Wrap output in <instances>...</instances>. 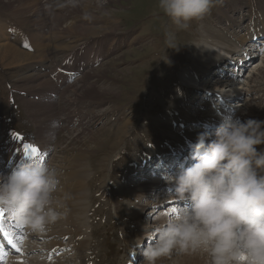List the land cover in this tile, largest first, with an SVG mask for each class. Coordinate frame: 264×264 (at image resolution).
<instances>
[{"label":"rangeland","instance_id":"rangeland-1","mask_svg":"<svg viewBox=\"0 0 264 264\" xmlns=\"http://www.w3.org/2000/svg\"><path fill=\"white\" fill-rule=\"evenodd\" d=\"M35 1V7H26L20 15L16 14L19 9L16 2L12 6L8 0L0 2V30L2 26L5 29L0 31V43L7 42L33 56H42L34 62L10 68L0 65V155L18 162L22 156H28L24 144L37 146L40 149L38 156L46 155V160L57 168L61 180L59 192H67L71 198L67 201L66 217L50 226L49 231L57 232L47 238L52 240H42L39 235L28 236L30 244L26 249H30L32 260L29 264L51 263L45 258L46 251L40 259L39 252L32 250L34 247L43 250L46 244L56 246V249L60 248L59 244L64 245L60 253L62 260L53 264H81L80 257H86L82 264H141L142 251L136 248V240L144 236L146 226L153 221L147 215L148 209L142 211L138 202L143 196L154 193L149 188L151 181L163 180L165 183L166 180L160 177L163 169L154 176L157 164L151 163L149 172L137 171L133 165L137 166L138 162L139 166L141 157L155 153L153 147L161 139L177 145V149L196 139L200 132L192 128L202 124L194 123L185 114L180 115L181 119H175L181 100L195 117H213L218 116L216 111L219 109L231 110L217 101L214 94L207 96L202 89L198 90L200 93H192L190 99H183L191 89L185 82L186 74L188 70L197 69V48L204 43L201 35L204 27L228 24L232 30L241 21V26L236 28V39L241 47L245 45V51L252 50L253 58L239 67L241 76L235 82L226 87H215L221 92L214 91L220 95L227 92L232 99H239L236 106L240 108L234 109L233 113L241 119H264V38L259 43L261 47L253 45L251 49L249 42L257 36L256 28L264 25V11L263 15L256 12L258 4L264 5V0H222L203 19L192 21L186 30H178L159 10L158 0H106L102 9L96 7L95 0H80V6L76 8L61 7L63 0ZM219 10H222L221 14L226 11L228 15H234V20L221 15ZM85 12H90L93 19L85 20ZM116 22L118 25H113ZM11 23L21 27V36L15 35L16 30H10ZM102 25L110 29L117 26L118 30L109 29L105 36L86 33ZM169 32L173 34L177 48H166L165 34ZM28 38L33 42V51L29 49ZM99 46L103 55L98 63L93 60L87 63L86 75L80 73L68 80L65 77L60 88L55 84L60 62L70 53L78 54L77 64L79 60L95 57L97 51L91 56L92 52ZM214 50L220 52L219 48ZM222 65L225 64L210 65L212 70L209 69L207 78L201 81L203 89L214 88L209 87L215 74L210 72L218 68L213 66H219L220 70L216 72H228ZM63 69L69 71L70 66ZM33 73L45 77L39 80ZM85 84L87 88L105 92L100 97L91 96V93H84V88L79 89ZM80 90L84 98L78 95ZM52 94L56 95L53 99ZM232 99H229V106L234 105ZM202 105L203 109L213 107V116L199 113ZM167 118L171 119L169 122L174 128L173 132H168L169 137L164 134L165 123L160 122ZM127 122H130L127 133L108 136L112 127ZM175 122H180L183 130ZM192 123L190 129L186 128ZM15 129L20 130L23 137L13 134ZM158 133L162 134L159 138ZM148 159L150 157L145 160ZM183 163L182 168L192 162ZM178 168L179 165L176 170L166 173L175 174ZM0 173H6L2 165ZM147 182L148 189L142 192L140 185ZM167 187L157 195H167ZM164 203L171 207L174 201L169 198ZM196 259L200 258L174 256L160 264H202L201 259L198 263Z\"/></svg>","mask_w":264,"mask_h":264},{"label":"clouds","instance_id":"clouds-1","mask_svg":"<svg viewBox=\"0 0 264 264\" xmlns=\"http://www.w3.org/2000/svg\"><path fill=\"white\" fill-rule=\"evenodd\" d=\"M95 3L102 9L106 0ZM219 3L158 0V8L178 30H186ZM60 6L76 8L80 0H63ZM83 18L93 16L85 12ZM165 35L166 48H177L173 34ZM188 159L190 165L165 175L171 185L167 195L138 202L153 221L136 240L141 264L174 256L199 257L202 264H264V119L223 116L213 133L200 132L188 142ZM60 185L57 168L40 156H22L0 173V208L26 234V248L27 236L45 234L66 217L71 196L60 193ZM169 198L171 207L164 203Z\"/></svg>","mask_w":264,"mask_h":264},{"label":"bare ground","instance_id":"bare-ground-1","mask_svg":"<svg viewBox=\"0 0 264 264\" xmlns=\"http://www.w3.org/2000/svg\"><path fill=\"white\" fill-rule=\"evenodd\" d=\"M2 1H4V0H0V2H2ZM8 1H10L11 6H12V4H15V2L17 3V7L19 6V9L15 6L17 8V10H18L16 12V14H19V15L23 13V10H26L27 9L26 7H28L29 9H31V7L33 8L36 5V1L35 0H8ZM11 1H13L14 3H12ZM258 5H259V11H260V15H261L263 13V11H264V5H262L261 3H259ZM220 7H223V4L220 5ZM33 10H36V9H33ZM221 11L222 10H219V13L220 14H221ZM221 15H224L227 18H230L231 20H234L233 19V15H228L226 13V11H224V14H221ZM115 24L118 25V22L114 23L113 25H115ZM227 26H228V24H227ZM227 26L220 25V24L217 25V26H214L213 24H210V25H208V26H206V27L203 28L204 31L201 33V35L203 36L204 43L203 44H200L198 46V48H197V53H198L196 55V57H198V59L196 61L197 69L195 71H189L188 70V72L186 74V77L187 78L185 79V82L188 84V86L191 89L188 91V94L189 95L184 96L183 99H185V98L190 99V95L192 93L198 92V90H200V89H198L199 88L198 86H195V82H196L195 78H197V81L199 82V85H200V82L202 80H204V79L207 78V75H208V72H209V69H210L209 68L210 65H215V64H218L219 62H221L222 64H226V62L228 61V58H225L224 56H222L221 53H220L221 51L224 52V54L226 52V55H231L232 52H236L237 55H238V53L241 51L242 47L238 44V40L239 39H236L237 38V33H236L237 32V29L236 28H239L240 27V22L239 23H236V25H234L232 27V30H229L231 27L229 28ZM108 27H105L103 25L102 26H97L95 28H92L91 31L86 32V33L87 34H92V35H96V34L99 35L100 34V36H105V34H107L106 33L107 30H109L111 28V27L110 28H108ZM114 28H112L110 30L111 31L118 30L117 29V26H114ZM257 30H258V33H259L258 36H264V27H261L260 26L259 28H257ZM229 31H231V33ZM214 48H219L220 49V52L216 53L215 50H214ZM251 49H252V47H251ZM99 52H101L100 49H99ZM41 57L42 56L36 57V56H33V55L29 54V53L24 52L23 50H19V49L15 48L10 43H7V42L6 43H0V65L1 66L9 67L10 68V67L15 66V65L29 63L30 61L34 62L38 58H41ZM244 60L246 61V59H244ZM244 60H243V58L240 59V63H241L240 65L241 66L243 65ZM234 69H236V66H235ZM237 72L238 73H236V74H230V75H228V72H226V74H225V72H223V71H221V72L220 71H218V72L215 71L214 78L210 80L209 87H226V86L231 85V82H235V80L238 79L241 76L240 75V70L239 71L237 70ZM259 73H261V72H259ZM33 74H35V73H33ZM33 74H30V75H33ZM35 75L36 76H34V77L37 78V79H39V78L41 79V78H44L45 77L44 74H35ZM84 75H86V73H84ZM210 78H208V79H210ZM87 84H88V82H87ZM87 84L83 85V87H80L79 89L84 88V93H86V94L91 93L89 95L94 96V97H100L101 95L104 94L105 90H100L99 88H96V87H95L96 89H94V87L93 88H87L88 87ZM71 88H73V87H71ZM108 90L106 92H108ZM84 93L80 90L79 93H78V95H80L81 98L82 97L84 98L85 97L84 96ZM224 94L226 95L227 92L224 93ZM219 97L220 98H223L224 95H219ZM189 103H192V101H189ZM236 105L237 104H234L233 106H236ZM208 106L210 107V105H208ZM205 107H207V106L205 105ZM178 108H179L178 111L175 112L176 115H177V117L175 119H178L179 120V119H181L180 115H184L185 114L191 121H195L194 123H196V124L199 123L200 125L201 124L204 125V123H206L207 121L213 122L211 116H206L204 114V113H206V114H212L211 113V112H213V109L212 108L208 109V107H207V109L201 110V113L203 114V116L205 115L204 117H200V116L195 117V116H192L190 109L185 106V103H184L183 100H181L179 102ZM52 111H54V110L52 109ZM195 115H198V114H195ZM172 117H170V118H172ZM175 119H173V121H175ZM221 119H216V120H221ZM170 120L169 119L168 120L165 119V120H161L160 121L162 123H165L164 126L166 127L167 130H166V133H164V134H166V137H169L170 136L168 134V132H173L174 131V128L171 126L172 123L169 122ZM219 122L220 121H217V123H219ZM167 123H169V124H167ZM129 126H130V122L129 123L127 122L125 124H118V126L112 127V129H111L110 133L108 134V136L109 135L110 136H112V135H115V136L124 135L125 133L128 132V127ZM161 135L162 134L158 133L156 136L159 138ZM184 137H189V136L188 135H185ZM184 137H182V138H184ZM170 139H171V143H174V142H172L173 141L172 138H170ZM145 140L146 139H144V141ZM159 142L160 143H157L153 147V151L155 150L154 151L155 153H153V155L154 154L155 155L161 154V157L162 158L168 157L166 155H170V157H173L174 154L180 153L183 150V148H184V147H182L181 149H177V145H171L170 143H168L166 141L165 138L164 139H161ZM163 145H165V147H163ZM151 155L152 154H147L145 157L147 158V157H150ZM146 158H141V161L139 163V167H142V166H143V168L146 167V165L145 166L143 165V162L145 161ZM166 162H168V161H166V160L163 159L162 160V165L165 164ZM77 171H78V169H77ZM163 183H162V181H155L153 183H149V185H150L149 188H151V190L154 191V193H152V195H149L148 198H152L154 196H157V194L160 192V190L164 187V184L165 183L164 184ZM146 185H148V182L147 183H142L140 185V190L142 192H146V190L148 189V187ZM167 186H168V188H171V185L169 183H168ZM162 205L163 204H161V206ZM56 233H57L56 230H52V231H49V232H47L45 234L39 235V237H41L43 239H47L51 235H56ZM38 249H39V247L38 248L37 247H34L32 250H37V251H33V252H39L40 250H38ZM29 250L30 249H28V251ZM78 255H80V253H78ZM80 258L82 259L81 264L84 263V260H85L86 257H80ZM13 260H12L13 261L12 264H22V263L19 262V260L17 258H14ZM196 260H197V263L200 261V259L199 260L196 259ZM201 262H202V260H201Z\"/></svg>","mask_w":264,"mask_h":264},{"label":"snow or ice","instance_id":"snow-or-ice-1","mask_svg":"<svg viewBox=\"0 0 264 264\" xmlns=\"http://www.w3.org/2000/svg\"><path fill=\"white\" fill-rule=\"evenodd\" d=\"M24 149H25V153L31 156H38L40 153V149L33 144H24ZM4 214H5V210L3 208H0V216H3ZM0 232H2L5 237L9 236V233L4 229L3 225H0ZM9 243H11V239H9ZM21 243H22V239H21Z\"/></svg>","mask_w":264,"mask_h":264}]
</instances>
